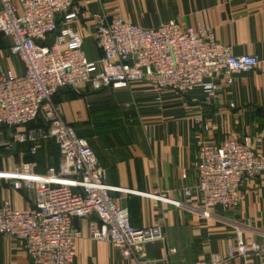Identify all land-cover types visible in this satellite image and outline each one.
<instances>
[{"label":"crops","instance_id":"crops-1","mask_svg":"<svg viewBox=\"0 0 264 264\" xmlns=\"http://www.w3.org/2000/svg\"><path fill=\"white\" fill-rule=\"evenodd\" d=\"M78 9L80 18L72 27L82 36L91 60L101 57L94 39L98 16L117 15L145 28L175 21L182 27L208 29L234 55L259 57L258 68L233 75L232 84L226 83L225 76L218 77V90L211 99L199 89L181 95L170 90L154 92L147 84L135 83L101 90L84 85L75 91L81 99L74 101L67 100L70 90L63 89L57 100L64 121L89 139L107 171L108 184L116 189L112 196L129 208L132 225L158 227L163 232L164 242L145 246L146 264H196L212 254L227 258L239 229L247 243L260 241L263 177L244 180L240 204L234 209L215 207L208 216L194 210L201 208L195 190L199 139L213 143L248 138L253 150L264 154V0H83ZM11 44L0 34V73L21 76L25 65L10 54ZM80 123L88 124L83 129L88 138L76 129L74 124ZM37 127H0V205L10 201L15 208L26 209L35 204L33 190L15 189L13 180L3 174L18 170L45 175L49 167L59 165L60 152L52 140L15 141L16 134ZM186 189H193L191 197L185 195ZM73 225L84 235L74 264H134L111 244L90 240L87 219H75ZM0 264L32 261L22 241L0 236ZM226 264H264V253Z\"/></svg>","mask_w":264,"mask_h":264},{"label":"built area","instance_id":"built-area-1","mask_svg":"<svg viewBox=\"0 0 264 264\" xmlns=\"http://www.w3.org/2000/svg\"><path fill=\"white\" fill-rule=\"evenodd\" d=\"M82 1L0 0V34L11 40L10 54L25 65L21 76L0 73V127H24L41 119L42 125L16 134L15 141L50 139L60 152L58 167H49L45 175L18 170L3 174L13 180L15 189L31 188L35 204L26 209H17L10 201L0 205V236L22 241L32 264H74L84 235L73 222L87 219L90 240L111 244L134 264H146L145 246L164 242L163 232L132 225L129 208L112 196L116 189L108 184L106 169L88 140L64 121L55 95L84 85L101 90L144 83L154 92L181 95L199 89L211 99L218 90V77L225 76L232 84L233 75L256 70L260 59L234 55L208 29L182 27L175 21L145 28L117 15L98 16L94 39L101 57L91 60L82 36L72 27L80 18ZM197 148L195 190L201 208L194 211L205 216L215 207H238L244 180L264 178V154L256 153L248 138L213 143L199 139ZM32 151L36 153L37 147ZM184 192L191 197L193 189ZM262 253L264 233L260 241L247 243L239 229L227 258L212 254L196 264H226Z\"/></svg>","mask_w":264,"mask_h":264},{"label":"rangeland","instance_id":"rangeland-1","mask_svg":"<svg viewBox=\"0 0 264 264\" xmlns=\"http://www.w3.org/2000/svg\"><path fill=\"white\" fill-rule=\"evenodd\" d=\"M66 98H67L68 101H74V100L81 99V98L77 97L76 95H67ZM59 106H61L60 103H59ZM74 125H75L76 127H78V128H76V129H77V130H78L83 136H85L86 138L89 137L88 134H86V133L83 132V129L89 127V126H87L88 124H86V123H80V124H74ZM88 140H89V139H88ZM89 144H90V143H89ZM30 190H32V189L30 188Z\"/></svg>","mask_w":264,"mask_h":264},{"label":"trees","instance_id":"trees-1","mask_svg":"<svg viewBox=\"0 0 264 264\" xmlns=\"http://www.w3.org/2000/svg\"><path fill=\"white\" fill-rule=\"evenodd\" d=\"M42 45H46V43H41ZM70 91H69V93L71 94V95H76L77 96V92H75V91H73V90H71V89H69ZM57 95H58V93L55 95V97H54V100H55V102L58 104L59 102H58V100H57ZM43 124V121L41 120V119H39L38 120V122H34V123H31V124H29V126L30 127H33V126H35V124L37 125V124ZM73 126V125H72ZM74 127V126H73ZM80 137H82L80 134H78Z\"/></svg>","mask_w":264,"mask_h":264},{"label":"water","instance_id":"water-1","mask_svg":"<svg viewBox=\"0 0 264 264\" xmlns=\"http://www.w3.org/2000/svg\"><path fill=\"white\" fill-rule=\"evenodd\" d=\"M63 90V89H62Z\"/></svg>","mask_w":264,"mask_h":264}]
</instances>
